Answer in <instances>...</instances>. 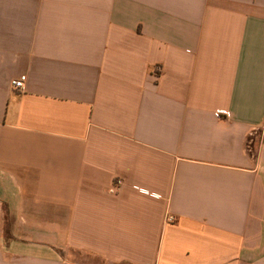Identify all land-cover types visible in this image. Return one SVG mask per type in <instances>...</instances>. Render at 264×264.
Masks as SVG:
<instances>
[{
  "label": "crops",
  "instance_id": "obj_1",
  "mask_svg": "<svg viewBox=\"0 0 264 264\" xmlns=\"http://www.w3.org/2000/svg\"><path fill=\"white\" fill-rule=\"evenodd\" d=\"M77 257L264 264V0H0V264Z\"/></svg>",
  "mask_w": 264,
  "mask_h": 264
},
{
  "label": "built area",
  "instance_id": "obj_2",
  "mask_svg": "<svg viewBox=\"0 0 264 264\" xmlns=\"http://www.w3.org/2000/svg\"><path fill=\"white\" fill-rule=\"evenodd\" d=\"M26 82H27V76L23 75V76H20L19 78L17 79H14L12 81V87L17 90V91H24L26 89ZM221 115L229 118L230 117V114L228 112H220ZM123 186V181L122 180H117L115 182V185L114 187L111 189V192L112 193H116L118 192Z\"/></svg>",
  "mask_w": 264,
  "mask_h": 264
},
{
  "label": "rangeland",
  "instance_id": "obj_3",
  "mask_svg": "<svg viewBox=\"0 0 264 264\" xmlns=\"http://www.w3.org/2000/svg\"><path fill=\"white\" fill-rule=\"evenodd\" d=\"M257 140V139H256ZM251 147V146H250ZM250 150H251V148H250ZM76 261H79L80 263H83V264H94L93 262H89L87 259H85V258H79V257H77L76 258Z\"/></svg>",
  "mask_w": 264,
  "mask_h": 264
}]
</instances>
